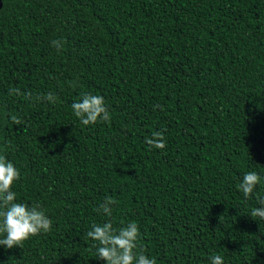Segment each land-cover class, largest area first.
<instances>
[{"label":"trees","instance_id":"trees-1","mask_svg":"<svg viewBox=\"0 0 264 264\" xmlns=\"http://www.w3.org/2000/svg\"><path fill=\"white\" fill-rule=\"evenodd\" d=\"M48 92L55 104L35 100ZM83 92L111 121L80 122ZM155 131L165 149H149ZM0 155L20 172L17 202L53 222L0 245V264H106L86 235L109 219L94 211L106 196L157 264H264L250 215L264 197V0H1ZM248 171L251 198L237 188Z\"/></svg>","mask_w":264,"mask_h":264},{"label":"clouds","instance_id":"clouds-1","mask_svg":"<svg viewBox=\"0 0 264 264\" xmlns=\"http://www.w3.org/2000/svg\"><path fill=\"white\" fill-rule=\"evenodd\" d=\"M51 45L59 53L64 42L61 39H54ZM23 95L31 100L33 94L28 91L21 92L19 87L10 88L9 95ZM37 102L46 101L50 104L57 102V96L48 92L44 95L35 96ZM74 115L80 122L87 126L98 121L109 122L112 117L105 104L102 95H94L90 92H83L79 99L71 105ZM11 120L15 125H21L22 120L12 116ZM166 131V129L164 130ZM164 131H155L151 137L146 138L149 149H165ZM20 179V172L13 162L4 155H0V245L10 249L15 246H23V242L32 236L51 231L52 220L44 209L37 204L29 205L26 202H17L16 192L13 191V184ZM261 181V176L256 171L246 172L237 188L244 197L251 198L257 185ZM259 206L251 210V217L264 219V197L257 195ZM117 201L112 196H106L102 203L94 209L109 219L102 223H92L86 235L96 247V258L103 260L106 264H157L155 257L145 254L140 244L141 233L136 222H130L120 227H114L112 220L113 206ZM211 264H224L221 255H212Z\"/></svg>","mask_w":264,"mask_h":264},{"label":"water","instance_id":"water-1","mask_svg":"<svg viewBox=\"0 0 264 264\" xmlns=\"http://www.w3.org/2000/svg\"><path fill=\"white\" fill-rule=\"evenodd\" d=\"M0 6H1V0H0Z\"/></svg>","mask_w":264,"mask_h":264}]
</instances>
